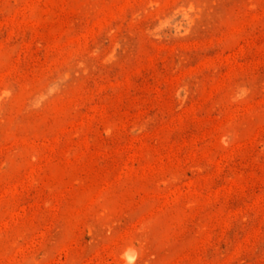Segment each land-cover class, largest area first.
Segmentation results:
<instances>
[{
  "label": "rangeland",
  "instance_id": "obj_1",
  "mask_svg": "<svg viewBox=\"0 0 264 264\" xmlns=\"http://www.w3.org/2000/svg\"><path fill=\"white\" fill-rule=\"evenodd\" d=\"M0 264H264V0H0Z\"/></svg>",
  "mask_w": 264,
  "mask_h": 264
},
{
  "label": "bare ground",
  "instance_id": "obj_2",
  "mask_svg": "<svg viewBox=\"0 0 264 264\" xmlns=\"http://www.w3.org/2000/svg\"><path fill=\"white\" fill-rule=\"evenodd\" d=\"M127 255H128V254H127ZM129 255H130V254H129ZM128 257H129V256H128ZM128 257H127V258H128ZM131 259H132V258H131ZM132 261H133V260H132ZM128 262H129V261H128Z\"/></svg>",
  "mask_w": 264,
  "mask_h": 264
}]
</instances>
